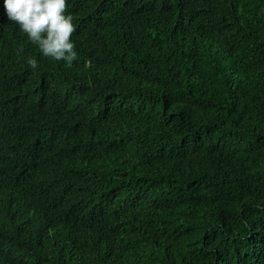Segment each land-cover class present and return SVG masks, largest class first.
<instances>
[{
    "label": "trees",
    "instance_id": "1",
    "mask_svg": "<svg viewBox=\"0 0 264 264\" xmlns=\"http://www.w3.org/2000/svg\"><path fill=\"white\" fill-rule=\"evenodd\" d=\"M67 3L71 66L0 22V264H264V0Z\"/></svg>",
    "mask_w": 264,
    "mask_h": 264
},
{
    "label": "clouds",
    "instance_id": "2",
    "mask_svg": "<svg viewBox=\"0 0 264 264\" xmlns=\"http://www.w3.org/2000/svg\"><path fill=\"white\" fill-rule=\"evenodd\" d=\"M3 16L0 22L7 28L18 25L19 31L35 45L39 53L53 61L63 60L67 66L78 59L72 35L76 31L73 16L68 12L67 0H0ZM23 47L18 49V55ZM35 70L37 60L27 59Z\"/></svg>",
    "mask_w": 264,
    "mask_h": 264
}]
</instances>
